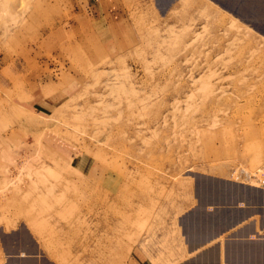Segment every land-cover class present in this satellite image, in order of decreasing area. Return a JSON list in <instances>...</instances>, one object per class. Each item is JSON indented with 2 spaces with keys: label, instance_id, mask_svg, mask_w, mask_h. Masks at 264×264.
<instances>
[{
  "label": "rangeland",
  "instance_id": "374dc122",
  "mask_svg": "<svg viewBox=\"0 0 264 264\" xmlns=\"http://www.w3.org/2000/svg\"><path fill=\"white\" fill-rule=\"evenodd\" d=\"M263 96L264 39L209 0H0V224L72 264L165 245L197 176L264 164Z\"/></svg>",
  "mask_w": 264,
  "mask_h": 264
},
{
  "label": "crops",
  "instance_id": "0c3cea01",
  "mask_svg": "<svg viewBox=\"0 0 264 264\" xmlns=\"http://www.w3.org/2000/svg\"><path fill=\"white\" fill-rule=\"evenodd\" d=\"M168 15L185 0H154ZM233 19L259 32L264 39V0H209ZM259 26L262 27V31ZM264 105V96L262 102ZM264 134V131H263ZM264 159V141L260 160ZM232 165L227 176L201 175L192 184L190 208L177 217L171 241L139 242L125 251L122 264H264V172ZM224 181L213 198L200 205L197 187L210 194L208 180ZM200 180V181H199ZM253 180V182H251ZM199 205V206H197ZM195 225V229L191 228ZM170 227V228H169ZM174 233V234H172ZM159 238V237H158ZM64 242H46L25 225L0 224V264H72ZM51 249L52 251H49ZM119 253V254H120Z\"/></svg>",
  "mask_w": 264,
  "mask_h": 264
},
{
  "label": "bare ground",
  "instance_id": "6f19581e",
  "mask_svg": "<svg viewBox=\"0 0 264 264\" xmlns=\"http://www.w3.org/2000/svg\"><path fill=\"white\" fill-rule=\"evenodd\" d=\"M263 172H264V169H261ZM116 180V179H115ZM113 185V184H112ZM116 187V186H115ZM114 189V188H113ZM112 189V190H113ZM115 189H117V188H115ZM112 190H110L111 191V193H112ZM116 191V190H115ZM118 191H120V190H118ZM199 193H200V191H199ZM113 194H114V191H113ZM119 194V193H118ZM120 195V194H119ZM205 196V195H204ZM193 228H194V226H193Z\"/></svg>",
  "mask_w": 264,
  "mask_h": 264
}]
</instances>
